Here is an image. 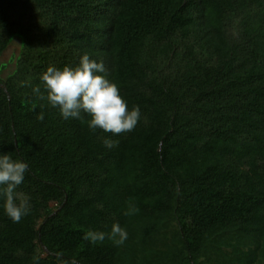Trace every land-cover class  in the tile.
I'll use <instances>...</instances> for the list:
<instances>
[{
  "label": "trees",
  "instance_id": "obj_1",
  "mask_svg": "<svg viewBox=\"0 0 264 264\" xmlns=\"http://www.w3.org/2000/svg\"><path fill=\"white\" fill-rule=\"evenodd\" d=\"M13 40L0 154L28 165L31 211L0 197V264H264V0H0V57ZM85 53L139 106L133 131L33 93ZM114 223L123 244L84 239Z\"/></svg>",
  "mask_w": 264,
  "mask_h": 264
},
{
  "label": "clouds",
  "instance_id": "obj_2",
  "mask_svg": "<svg viewBox=\"0 0 264 264\" xmlns=\"http://www.w3.org/2000/svg\"><path fill=\"white\" fill-rule=\"evenodd\" d=\"M103 73H106L103 62H97L85 53L75 67L64 66L58 69L49 66L41 76L47 95L41 93L39 86L33 88V93L58 108L64 119H82L81 113L88 114L91 117L88 126L92 131L101 129L113 135L131 132L140 120V108L133 106L129 110L118 85ZM37 118L43 120V114ZM115 143L107 139L104 141L109 148ZM27 171L28 165L22 160L13 159L9 154H0V197L4 198L6 214L17 223L31 211L29 198L24 196L17 202L16 193ZM106 237L120 245L127 233L118 223H114L110 233L90 231L84 239L96 243L104 241ZM33 260L38 264V257L34 256ZM62 264H67V261Z\"/></svg>",
  "mask_w": 264,
  "mask_h": 264
},
{
  "label": "rangeland",
  "instance_id": "obj_3",
  "mask_svg": "<svg viewBox=\"0 0 264 264\" xmlns=\"http://www.w3.org/2000/svg\"><path fill=\"white\" fill-rule=\"evenodd\" d=\"M14 40H18V39L15 38ZM18 51H19L18 41H14L10 44L7 50L1 55L0 78H4L7 74L11 73V71L14 68V61L16 56L18 55Z\"/></svg>",
  "mask_w": 264,
  "mask_h": 264
}]
</instances>
